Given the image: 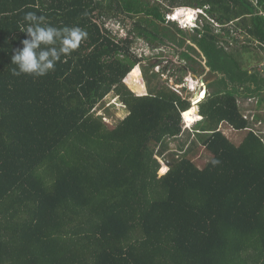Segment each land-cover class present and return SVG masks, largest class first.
<instances>
[{"label":"trees","instance_id":"16d2710c","mask_svg":"<svg viewBox=\"0 0 264 264\" xmlns=\"http://www.w3.org/2000/svg\"><path fill=\"white\" fill-rule=\"evenodd\" d=\"M256 2L0 0V264H264V75L223 45L241 22L264 43V0ZM180 7L212 20L202 15L190 34L167 18ZM27 12L87 33L39 78L13 75ZM112 18L125 36L107 26ZM142 40L152 50L174 45L183 63L163 72L177 84L197 74V50L203 70L222 74L225 90L202 96L192 133L183 114L193 101L143 63L148 56L135 50ZM138 65L143 94L125 81ZM111 92L127 110L112 128L95 111ZM250 97H258L253 116L239 102ZM223 124L247 133L236 143ZM198 146L212 155L204 167L194 159Z\"/></svg>","mask_w":264,"mask_h":264},{"label":"rangeland","instance_id":"374dc122","mask_svg":"<svg viewBox=\"0 0 264 264\" xmlns=\"http://www.w3.org/2000/svg\"><path fill=\"white\" fill-rule=\"evenodd\" d=\"M254 1H255V3H257L256 0H254ZM184 8H191V7H184ZM193 10L195 12H194L192 18H188V16H184V15L178 16L177 15L178 8L174 9L170 14H168L167 18L170 20L176 21L178 23L179 27H181L187 31H190V34H193L194 33L193 29L195 28V26H197L198 19H200V20L202 19V15L205 17H208L209 20H212V15L210 14L209 11L198 9V8H194ZM107 26L114 32L115 35L116 34L119 36H125L126 35L127 31L125 30L121 21H118V19L112 18L111 20H109L107 22ZM232 26L234 27V24H232ZM169 27L173 33L174 28L172 26H169ZM214 28L216 31L223 32L222 31L223 28H220V25H218L217 23L214 24ZM242 35L245 36L244 33H242ZM233 36L234 37L238 36L237 30H233ZM223 39H226L229 41L230 44H228V45L225 42H223V43L225 45L229 46L230 48H232V45L233 46L235 45L234 40L231 39L229 36H224ZM190 42L191 41L187 40L186 46H188ZM135 50L137 51V53L139 55L148 56V59H145L143 61V63L144 64H150V65L154 66V70L158 71L160 73L159 80L161 82H165L168 85H170L171 87L180 90L181 93L187 97L190 96V99L192 101H193L194 94L197 90H200V96H199L200 98H203L209 92L213 93V92H220L222 90H225L226 86H225L224 82L221 81V79L219 81H217L220 77H222V74L220 75L219 73H216V72L214 73L213 71H210L209 67H205L206 69L203 70L202 66H206L205 64L207 63V58L202 53H199L198 50L197 51L192 50V51H193L195 56H200L198 59L200 60V62H202V65L199 63H196V62H193L192 65H194V67H196V69L200 73L198 75H196L192 71L188 72L186 75H184V82L181 84L176 83V80H175L176 77H172L169 74V70H167L166 72H163V69H166L167 66H170V68L173 69L176 66L181 65V63H183L179 59L178 52L176 51L173 44L172 45L160 44L157 49L152 50V49H150L148 44L142 40V41H139L137 46L135 45ZM261 55H262L261 59L256 60L253 57V55H251L249 53L245 54L246 67H248L250 69L256 68L259 71L264 69V54L261 53ZM138 70H139L138 75H136V74L131 75V76L128 75L127 78L125 79V81H126L127 85L133 91H135L137 94H140V93H142L141 88H140V84L142 83L143 86L146 87V89H147V86H146V81H145L144 76H143V66L138 65ZM151 73H152V69L149 71V74H151ZM202 81H204V82L202 83ZM215 81H217V82L215 83ZM211 82L213 85L210 84V87H208L209 86L208 84ZM183 87H185V89H182ZM193 89H195V90H193ZM257 99H258V97L257 98L256 97L240 98L239 102H240L241 107H243L245 114L253 116L255 113H257V109H255V103H256ZM121 105L122 104H121V101L118 98V96L114 95V93L111 92L104 98V100L101 103H99L96 106L95 111L98 115H102L104 117V121L107 123V125L110 128H112L120 121V119H122L123 117H125L127 115L126 108L122 107ZM191 110H194L198 114V116L193 115L191 112L185 113V116H184L185 120H186L187 115L194 116L193 119H191V120H189V122H187L189 127H190V124L193 125V122L196 123V121H198L202 118L201 116H199L200 114L197 112L196 106L192 105ZM260 114H264V107L261 110ZM186 127H187V125H186ZM189 127H187L188 131H190V133H192V130H189ZM221 128L224 131V133L236 143H239L240 141H242L243 137L247 133V131H245V130L234 131V129L227 124H223L221 126ZM259 129H260L259 131H261V130L264 131V123L260 125ZM188 131L183 136H181L180 138L173 139L170 141V145H169L170 150H168V152L175 151V150L179 149L180 142L184 141L188 137V135H187ZM193 138H194V136L192 134L190 139H193ZM188 145H189V143H188ZM198 147H200V148L198 149V152L196 153V156L194 157V159H195V162L200 167H204L212 155L203 146H198ZM160 174H162V173H160Z\"/></svg>","mask_w":264,"mask_h":264},{"label":"clouds","instance_id":"9594fccd","mask_svg":"<svg viewBox=\"0 0 264 264\" xmlns=\"http://www.w3.org/2000/svg\"><path fill=\"white\" fill-rule=\"evenodd\" d=\"M24 20L27 23L24 29L27 38L21 42L22 48L14 49L11 57V64L16 65L13 69L16 76L24 74L39 78L47 75L55 70L62 57L70 55L87 37V33L79 27L44 24V18L34 12H27Z\"/></svg>","mask_w":264,"mask_h":264},{"label":"flooded vegetation","instance_id":"af4514ba","mask_svg":"<svg viewBox=\"0 0 264 264\" xmlns=\"http://www.w3.org/2000/svg\"><path fill=\"white\" fill-rule=\"evenodd\" d=\"M241 23L235 24L238 36H236V40L234 41L235 45L234 46L232 45V47H234L237 50L238 53L242 54V58L244 60H245V54H248V52L245 51L246 47H248V46L251 49H254L257 52L259 51L260 53L264 54V43L263 42H259L258 40L254 39V37L251 36L246 31L245 28H243V22H241ZM242 33H244L245 36H243ZM224 40H226V39H224ZM223 42L227 43L226 41H223ZM228 44H230V43L228 42L227 45ZM223 45L225 46L226 49L230 48L229 46L225 45L224 43H223ZM244 66H246V60H245ZM261 72L264 75V69H262ZM199 73L200 72L198 71L196 75H198Z\"/></svg>","mask_w":264,"mask_h":264},{"label":"bare ground","instance_id":"6f19581e","mask_svg":"<svg viewBox=\"0 0 264 264\" xmlns=\"http://www.w3.org/2000/svg\"><path fill=\"white\" fill-rule=\"evenodd\" d=\"M193 9L194 8H184V7H180V8H178L177 15L178 16L184 15V16H188V18H192L193 17V14L195 12ZM189 112H191L193 115H197L192 110H190V111H188L186 113H189ZM184 116H185V114H184ZM193 118H194V116L187 115L186 116V121L189 122V120H191Z\"/></svg>","mask_w":264,"mask_h":264},{"label":"water","instance_id":"95a60500","mask_svg":"<svg viewBox=\"0 0 264 264\" xmlns=\"http://www.w3.org/2000/svg\"><path fill=\"white\" fill-rule=\"evenodd\" d=\"M204 81H202L203 83ZM200 96V90H197L194 94V97H193V106H196L197 107V111L199 112V109H200V105L199 103L202 101L203 98H199Z\"/></svg>","mask_w":264,"mask_h":264},{"label":"crops","instance_id":"0c3cea01","mask_svg":"<svg viewBox=\"0 0 264 264\" xmlns=\"http://www.w3.org/2000/svg\"><path fill=\"white\" fill-rule=\"evenodd\" d=\"M193 104V103H192ZM252 111V110H251ZM198 112V111H197ZM199 113V112H198ZM183 116H184V114H183ZM198 116V115H197ZM199 116H201V115H199ZM202 117V116H201ZM202 119V118H201ZM200 119V120H201ZM199 121V120H198ZM197 122V121H196ZM194 124H195V122H193V125L192 124H190V127L188 126V124H187V121L185 120V117H184V129H186V130H188V128L187 127H189V130H192V127L194 126ZM186 125H187V127H186ZM192 125V126H191Z\"/></svg>","mask_w":264,"mask_h":264}]
</instances>
